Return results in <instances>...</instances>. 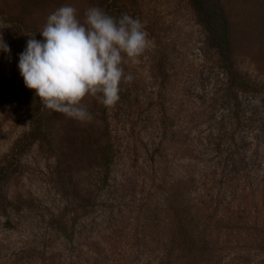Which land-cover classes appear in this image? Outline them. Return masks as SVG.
<instances>
[{
    "label": "rangeland",
    "instance_id": "374dc122",
    "mask_svg": "<svg viewBox=\"0 0 264 264\" xmlns=\"http://www.w3.org/2000/svg\"><path fill=\"white\" fill-rule=\"evenodd\" d=\"M188 1L0 0V35L10 49L0 50V163L8 167L0 193L13 203L8 217L0 213V264H84L87 231L94 239L101 208V200L86 208V199L98 193L108 145L113 202L104 205L122 216L127 242L136 220L154 217L151 209L163 204L169 188L184 185L191 198L197 175L226 181L223 173L231 168L210 151L225 131L227 111L213 96L221 78ZM219 1L232 25L239 70L262 83L264 0ZM64 5L76 8L81 22L89 7L117 19L127 14L142 22L151 41L139 63L125 58V73L133 79L121 84L115 106H105L99 95L85 99L90 123L48 110L25 86L18 68L27 40L34 35L42 41L39 32L47 17ZM33 109L39 110L40 134L27 139ZM257 124L249 130L246 162L237 163L227 181L229 196L245 195L255 204L250 215L242 214L243 222L259 218L261 223L264 148ZM163 221L161 213L158 223ZM227 224L213 231L212 253L199 264H264V254L248 243L245 232L241 243ZM62 225L74 232L72 238L59 231Z\"/></svg>",
    "mask_w": 264,
    "mask_h": 264
},
{
    "label": "trees",
    "instance_id": "16d2710c",
    "mask_svg": "<svg viewBox=\"0 0 264 264\" xmlns=\"http://www.w3.org/2000/svg\"><path fill=\"white\" fill-rule=\"evenodd\" d=\"M188 3L204 33L207 49L215 55L214 62L221 79L219 89L213 96H218L219 106L227 111L225 121L222 122V128L225 129L222 141L213 144L216 145L214 150H209L214 152V158L225 169L231 170L223 173L226 181L208 174L197 175L192 180L194 195L191 198L184 185L169 188L163 204L156 203L151 209L154 217L149 220L145 218L143 223L136 220L132 240L127 242L122 216L114 213L113 207L108 209L104 205L106 202H113L112 198L108 197L111 180L109 164L113 159V151L112 146H106L103 148L104 164L98 193L96 192L94 198L86 199V208H92L97 200H101V208L98 211L100 223L94 239L87 231L84 264H199V259L206 262L212 253L213 231L219 227L224 228L225 223H229L227 228L231 231L236 230L234 234L240 235L237 240L242 243L245 239L240 232H245L248 243L264 254V219L259 223V218L248 216L253 221L243 222L245 218L242 214L250 215L251 206L255 204L252 200H247L245 195L229 196L227 181L228 177L232 176L236 164L246 162L248 134L255 123L260 125L256 130L260 133V142L264 148V118L258 117L259 112H264V81L258 83L239 70L233 45L232 25L220 1L189 0ZM38 113L39 110H32L27 139H34L40 134ZM239 127L242 128L241 131H236ZM237 143L242 147H236ZM203 166L206 167L205 164ZM7 173L8 167L0 163V184L5 180ZM155 189L160 190L158 186ZM12 204L7 196L0 193L1 214L8 217ZM161 213H164V221L159 224ZM87 214L88 212L84 215ZM243 224L247 226L245 231H241ZM59 231H62L66 238H72L74 235L71 230L68 233L64 225ZM155 237L157 240L154 241Z\"/></svg>",
    "mask_w": 264,
    "mask_h": 264
},
{
    "label": "clouds",
    "instance_id": "9594fccd",
    "mask_svg": "<svg viewBox=\"0 0 264 264\" xmlns=\"http://www.w3.org/2000/svg\"><path fill=\"white\" fill-rule=\"evenodd\" d=\"M27 40L18 68L25 86L48 109L81 123L93 116L83 103L99 95L107 107L120 100L121 84L133 77L124 70L125 58L139 63L151 41L139 19H119L89 7L81 22L71 5L56 9L39 32ZM0 50L10 52L0 35Z\"/></svg>",
    "mask_w": 264,
    "mask_h": 264
}]
</instances>
